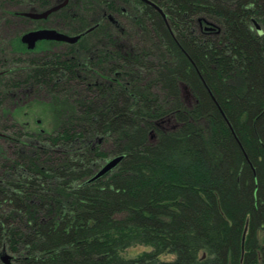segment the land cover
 <instances>
[{"label": "trees", "instance_id": "obj_1", "mask_svg": "<svg viewBox=\"0 0 264 264\" xmlns=\"http://www.w3.org/2000/svg\"><path fill=\"white\" fill-rule=\"evenodd\" d=\"M169 3L168 29L140 2L123 84L78 90L75 143L31 169L27 202H0L18 264H264V0Z\"/></svg>", "mask_w": 264, "mask_h": 264}, {"label": "flooded vegetation", "instance_id": "obj_2", "mask_svg": "<svg viewBox=\"0 0 264 264\" xmlns=\"http://www.w3.org/2000/svg\"><path fill=\"white\" fill-rule=\"evenodd\" d=\"M169 1L0 0V202H27L29 181L44 180L31 169L44 171L46 156L55 160L66 139L75 143V115L65 107L76 104L78 90L111 86L116 79L123 84L125 49L145 39L136 25L140 2L169 29ZM151 22L146 20L150 28ZM250 25L264 36V22L252 17ZM205 26L197 20L199 31H211ZM45 107L51 112L44 113ZM20 258L0 243V264H18Z\"/></svg>", "mask_w": 264, "mask_h": 264}, {"label": "water", "instance_id": "obj_3", "mask_svg": "<svg viewBox=\"0 0 264 264\" xmlns=\"http://www.w3.org/2000/svg\"><path fill=\"white\" fill-rule=\"evenodd\" d=\"M158 11L161 13L162 17L165 19V15L162 13V11L159 8H158ZM203 21L206 23V26H205L206 30H213L215 28L213 23L206 21V20H203ZM97 141H100V139H98ZM121 159H122V155H117V156L110 157V158L103 160L100 167L95 171L94 175L90 177L86 182L93 181L103 176L107 172L112 171L114 167L118 164V162H120ZM244 233H245V230L243 232L242 241L244 239ZM3 259L5 260V262H9L10 256L7 254H4Z\"/></svg>", "mask_w": 264, "mask_h": 264}, {"label": "rangeland", "instance_id": "obj_4", "mask_svg": "<svg viewBox=\"0 0 264 264\" xmlns=\"http://www.w3.org/2000/svg\"><path fill=\"white\" fill-rule=\"evenodd\" d=\"M181 93L183 96L186 97V99L188 98L189 99V94L187 93V91H185L183 88H181ZM45 111L44 113H50L51 111L48 110L47 107H45ZM109 147V144L108 143H103L101 144L100 143V150L104 151V152H107L108 151V148ZM147 250H150L149 247H146V246H142V245H135V246H131L129 248H127L126 250H124L122 252V255L124 257H127V258H131V257H135L137 256L138 254H140L141 252L143 251H147ZM173 255H168V254H164V255H161L160 256V259L163 260V261H167V260H172L173 259Z\"/></svg>", "mask_w": 264, "mask_h": 264}]
</instances>
